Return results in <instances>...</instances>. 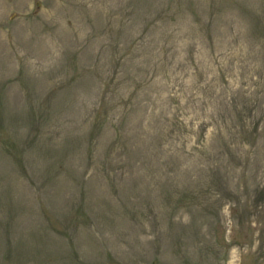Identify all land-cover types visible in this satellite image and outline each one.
Segmentation results:
<instances>
[{"label":"rangeland","instance_id":"obj_1","mask_svg":"<svg viewBox=\"0 0 264 264\" xmlns=\"http://www.w3.org/2000/svg\"><path fill=\"white\" fill-rule=\"evenodd\" d=\"M0 264H264V0H0Z\"/></svg>","mask_w":264,"mask_h":264}]
</instances>
